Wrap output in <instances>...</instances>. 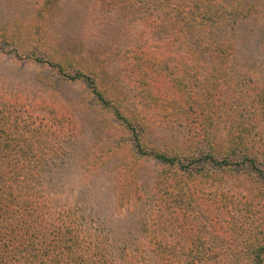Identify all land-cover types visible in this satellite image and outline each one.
Masks as SVG:
<instances>
[{
    "label": "rangeland",
    "instance_id": "1",
    "mask_svg": "<svg viewBox=\"0 0 264 264\" xmlns=\"http://www.w3.org/2000/svg\"><path fill=\"white\" fill-rule=\"evenodd\" d=\"M219 41L232 51L215 88L213 125L194 143L170 113L181 101L178 88L167 86L179 79L197 94ZM181 54L192 65L189 75L171 62ZM57 59L70 61L64 74ZM142 63L150 75L142 87L152 85V97L135 86ZM75 70L96 81L100 98L93 83L67 78ZM159 91L175 101L165 105ZM263 97L264 0H0V100H10L20 115L30 110L46 118L54 111L63 120L38 160L24 166L22 188L47 206L53 223L72 227L112 264H158L148 247L152 233L171 232L177 241L175 224L156 209L160 162L152 154L191 148L197 169L210 144L238 123L247 128L254 158L237 159L229 173L219 168L223 180L212 184L226 192L222 210L232 225L242 234L257 230L239 201L264 188ZM121 163L135 170L128 174L136 194L123 199ZM203 182L210 190L211 182ZM201 229L205 243L215 244L209 228Z\"/></svg>",
    "mask_w": 264,
    "mask_h": 264
},
{
    "label": "trees",
    "instance_id": "2",
    "mask_svg": "<svg viewBox=\"0 0 264 264\" xmlns=\"http://www.w3.org/2000/svg\"><path fill=\"white\" fill-rule=\"evenodd\" d=\"M213 51L203 88L197 94L191 95L190 87L182 89L187 86L186 81L183 84L179 79L173 78L167 86L178 88L181 101L170 113L176 114L180 124L187 127L189 139L194 143L205 140L213 125L215 102L220 99L215 88L223 77L232 49L228 42L219 41ZM174 60L171 61L174 66L185 75L190 74L192 65L185 55ZM66 63L70 61L55 60L62 74ZM142 65L137 66L135 86L144 96L152 97V85L150 89L142 87L150 84L147 81L150 75L145 64ZM65 75L69 79L83 78L93 83L92 88L100 98L96 81L94 83L82 71ZM158 95L165 105L175 101L172 96H164L162 91ZM113 100L116 101L114 97ZM3 101L0 100V264H112L103 249L85 244L72 227L53 223L48 218L47 206L22 188L24 166L38 160L46 150L42 145L59 132L61 116L51 111L48 117L42 118L30 110L20 115L24 112H19L10 100ZM19 104L21 109L28 106L24 101ZM246 130L243 123L226 130L220 143L210 144L206 161L197 169L191 165L194 157L191 148L164 149L152 154L160 162L154 182L158 192L156 209L175 224L178 232L177 241L171 239L174 237L171 232L167 237L162 231L148 236V247L158 264H264V188L256 187L249 197H241L239 201L240 210L254 216L251 223L257 228L252 233L242 234L222 210L226 192L222 188L215 189L212 184L223 180L219 168L229 173L231 164H241L237 159L253 160V147H250ZM117 169L121 176L117 181V197L123 199L130 192L136 194L132 175L128 174L129 171L134 174V168L129 169L127 163H121ZM201 179L211 182L210 190H206ZM205 226L212 233L215 244L205 243L201 229Z\"/></svg>",
    "mask_w": 264,
    "mask_h": 264
}]
</instances>
